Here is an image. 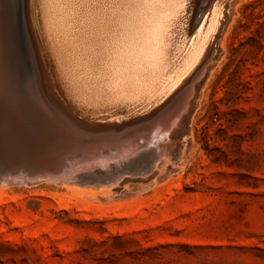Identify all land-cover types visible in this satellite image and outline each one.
I'll list each match as a JSON object with an SVG mask.
<instances>
[{
	"label": "rangeland",
	"instance_id": "rangeland-1",
	"mask_svg": "<svg viewBox=\"0 0 264 264\" xmlns=\"http://www.w3.org/2000/svg\"><path fill=\"white\" fill-rule=\"evenodd\" d=\"M224 1L196 0L190 16L198 22L214 2L225 6ZM230 2L218 51L212 50L213 62L195 84L152 113L96 125L84 115L72 117L54 102V93L65 92V80L43 37L41 0H10L13 6L4 24L7 36L0 42V101L11 109L21 104L33 109L20 115L22 120L19 115L6 119L34 131L35 122L50 123L59 112L84 138L88 133V142L83 143L87 154H94L95 161L110 159L107 170L98 163L97 168L94 160L80 161L82 150L70 147L72 152L64 145L61 149L67 150L56 151L62 157L60 164H65L61 175L73 163L79 169L73 170L75 180L1 183L0 264H264V0ZM78 43L86 47L81 52L91 62L90 76L105 82L109 62L103 43L86 38ZM193 86L192 112L164 141L157 132L176 120L182 112L179 103ZM131 136L137 151L129 158L123 156L129 144L122 140ZM154 147L162 151V158L150 167ZM115 151L120 153L117 158ZM88 164L87 170L83 165ZM20 165L0 161V179L19 176L24 167Z\"/></svg>",
	"mask_w": 264,
	"mask_h": 264
},
{
	"label": "bare ground",
	"instance_id": "bare-ground-1",
	"mask_svg": "<svg viewBox=\"0 0 264 264\" xmlns=\"http://www.w3.org/2000/svg\"><path fill=\"white\" fill-rule=\"evenodd\" d=\"M203 1L204 0H202V2ZM41 2H42L41 3L42 7L41 6L40 7L42 9V21H43V27H44V32H45L44 34L45 36L43 37H45L46 43L48 44L49 49L53 53V56L56 62V69L59 72H61L65 80L64 85L62 84V87L65 89V92L62 93L61 91H58L57 93H54V97H53V99L55 100L54 102L58 103L59 106H62L63 109L67 111V113L70 114L72 117H75V115H78V114L80 116L84 115L87 118L88 122H90L91 124L98 123L100 125L103 123H107L108 121H111V122L121 121V119L123 118H129V117H132L136 114H140L143 112L151 111L152 113L154 110L164 107L166 104L172 101V99H174L184 88L186 89L187 86H191L192 84H195L196 79H198L199 76H202L204 74V70L208 68V65L210 63L213 62L214 57L213 58L210 57V54L212 50H214V52L218 51L217 43L219 39V34L221 35L222 33L220 30L221 28L223 29V25H224L223 22L227 18L226 16L227 11L230 9V7L228 9L230 0L224 1L225 6L222 5L223 3L214 2V4L209 9V11L206 13V15H203L201 19L197 22L194 16L193 17L190 16L193 9L195 10L197 8V5L196 4L194 5L196 0H41ZM11 5H10V0H0V42L4 40V35H6L4 24L6 21L5 19L8 16L7 15L8 12L11 10L10 9ZM50 6H54L53 10L50 9ZM30 10L33 15V11H32L33 8ZM8 19L10 20L9 17ZM84 38L90 39L91 41H95L99 45L102 42L103 48L106 49V52L108 55V62H109L106 65V69H108L110 72L105 70L107 74V78L105 77V82L97 83L95 78L93 76H90V74L88 73L90 70L89 66L91 62L87 57L84 58V56L82 55V52H84L86 47L78 43V42H81ZM86 41L87 40H84L82 43L84 44ZM0 49H3V47ZM99 58L100 56H97L98 60ZM3 59L5 60V58ZM6 60H9V59H6ZM33 72H36V71H33ZM56 73L57 71H55V74ZM13 78L14 77H12V79ZM22 78H25L24 75L23 77L21 76L19 80H23ZM26 79H28V77ZM20 86L19 88H21ZM195 87L188 90V94L182 102L179 103V101H177L180 104L179 109H182V112L178 114L177 112L178 110H177L175 113H173V114H176V113L178 114V116L175 117L176 120L174 118L175 121H173L170 125L169 124L166 125L165 127L166 130L159 129V131L157 132L156 130L157 128L155 129V131L158 133L159 136L162 135L161 138L162 139L164 138L165 139L164 141L170 140V136L175 134L174 129L179 127V124L183 122V120L185 119V115L187 116V114L191 111L192 102L196 97ZM34 90L36 91V89ZM12 94H15V93L12 91ZM47 94L48 93H46V95ZM3 97L6 98V96H3ZM35 99L37 98L35 97L34 100ZM23 102L24 101H22L21 103ZM3 103L4 102L0 101V122L6 119V117L15 118V116L17 115H19L17 117L21 118L19 120H22L23 117L20 115L25 116L24 115L25 112L27 113V111H32L33 109V108H28L26 106H22V104L16 107L13 106L14 108L12 107L11 109L8 106H5ZM42 106L43 105H41V108ZM42 110L44 109L42 108ZM166 112H168V110ZM54 113L55 114L52 117V119L49 120L50 123H48V120L44 124H41L38 122L34 123L36 129L41 130L44 128L45 130L50 131L49 134H46L47 137H50V139L48 140L47 139L40 140L38 139V136H36L34 137L33 141H30V140H19L18 141L14 138L12 139V137H9V136L7 137V135H2V133H0V161H8V162L25 161L28 163L30 162L32 163L34 161L44 160L47 158V160L51 161L50 163H52V162H56V160L59 159L60 156L58 152L56 154V151L57 150L59 151V149L60 150L65 149L66 147L63 148L64 145L65 146L68 145L67 147L72 152H73L72 148H74L75 151L82 150L83 152L81 153L82 155L81 154L79 155L81 158L80 161L84 159L94 160L95 159L94 157L96 156H94V154L92 155L90 152L89 154H87L86 148L85 150L83 149V146H84L83 143L86 144L88 142V140L85 141V138H87L88 133L86 137L84 138L85 135L79 133V131L77 130L76 132L74 129V126H72L74 124H72L68 119L64 118L67 116H64V115L62 116L59 114V112L58 113L54 112ZM37 114L40 115L39 113ZM49 114H51V112ZM169 114L170 113H168V115ZM160 116H158V118ZM46 117H49V116H46ZM164 119L165 121H167V118L164 117ZM158 125L156 126L158 127ZM142 126L143 125H141V127ZM152 128L154 129V127ZM136 129L138 130V128ZM144 131H145V128H144ZM137 132L139 133V130ZM151 132H153V130ZM52 133H54V135ZM121 134H122V131H121ZM143 134L148 135L147 131H145V133ZM115 135H116L115 137H117L116 133ZM132 135L136 136L135 132ZM121 136H123V134ZM91 137H95V136L89 135L88 138L91 139ZM133 137L131 136L130 138L132 139H128V141L122 140L123 144L124 143L129 144L128 150L125 152L123 151L124 153L123 156L128 155L127 157L130 158L133 154H136L137 148H135V146H132L131 144L134 142ZM149 137L147 136L145 137V139ZM125 138H128V137H125ZM138 140L141 141L140 139ZM32 143L34 144L35 148L33 147ZM145 143L147 145L146 141ZM110 144H108L107 146H109ZM61 146H63L62 149H61ZM38 147H43V148L37 149ZM158 147H154L155 151H153L152 153L153 158L151 160L152 164L149 165L150 167H154L156 164L159 163L158 160L162 158L161 157L162 151L159 150ZM68 148H66V150ZM108 148H112V147L110 146ZM117 148L116 150H118ZM162 148L163 146L160 149ZM90 150L92 151V149ZM66 152L67 151H65V153ZM116 152L117 151H115L114 153L117 155H115L114 153L113 154L117 158V156H119L118 154L120 153H116ZM66 155L68 156V154H65V156ZM108 158L103 157V159H101L100 157L98 161L96 159L97 162L95 160L94 162L96 163V166L98 163L100 164L101 167L107 170L108 168L106 166L108 164L106 165V162L110 159ZM134 160H136V157ZM156 161L158 163H156ZM92 162H90L91 166H92ZM117 162H118V159H117ZM89 164L83 165V166H85L88 170L91 167ZM77 166L79 165L77 164ZM98 167L99 165L97 166V168ZM75 168L78 169V167H75ZM146 168L149 169L148 166ZM117 171H119V169L116 170V172ZM131 172L133 173V171ZM121 173L124 174L123 172ZM121 173H119V175ZM73 174H74L73 170H70L63 177H60V178L59 177L58 178L48 177V178H45V180L57 181V180L63 179V180H66L68 183H70L72 180H75V179H71L73 177L72 176ZM22 179H26V178H22ZM93 181L94 180H92V183ZM5 182L7 181L2 180L0 181V184L5 183ZM14 182L22 183V184L27 183L26 180H21V179L20 181L18 180V182L17 180H15ZM13 184L14 183H12L11 186ZM83 186H85V184Z\"/></svg>",
	"mask_w": 264,
	"mask_h": 264
},
{
	"label": "water",
	"instance_id": "water-1",
	"mask_svg": "<svg viewBox=\"0 0 264 264\" xmlns=\"http://www.w3.org/2000/svg\"><path fill=\"white\" fill-rule=\"evenodd\" d=\"M37 132V133H36ZM0 133H2V135H7V137H12V139H16V140H30L33 141L34 137L38 136V139L40 140H44L47 139L48 137L46 134V131L44 133V130H34L28 126L25 125H21L18 123H13L11 120L9 119H4L3 121L0 122ZM27 134H29V136H27ZM6 137V136H5ZM30 137V138H29ZM33 144V143H32ZM29 145V144H28ZM34 147V144H33ZM35 148V147H34ZM43 147H38L37 149H42ZM60 158L56 160V162H52L51 161L44 159V160H38V161H34V162H25V161H20V162H14V164L24 166L22 173L17 176L16 178L13 179H4L5 181L8 182H13L15 180H26V182H33V181H38L39 179H45L48 177L51 178H60L63 177L68 171L70 170H75V165L72 163L71 165H69V170L67 172H65L63 175H61L62 171H63V166L65 165L60 164ZM61 166V167H59ZM51 167V169H50ZM68 167V166H67ZM48 168V169H47ZM60 168V169H58ZM22 178H26V179H22ZM2 181V179L0 180Z\"/></svg>",
	"mask_w": 264,
	"mask_h": 264
}]
</instances>
